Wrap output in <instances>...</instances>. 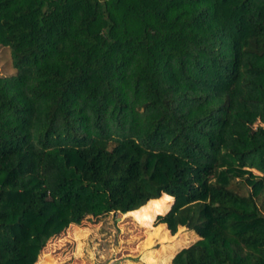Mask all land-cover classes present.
<instances>
[{
  "label": "trees",
  "instance_id": "16d2710c",
  "mask_svg": "<svg viewBox=\"0 0 264 264\" xmlns=\"http://www.w3.org/2000/svg\"><path fill=\"white\" fill-rule=\"evenodd\" d=\"M0 57V264L135 212L264 264V0H0Z\"/></svg>",
  "mask_w": 264,
  "mask_h": 264
},
{
  "label": "rangeland",
  "instance_id": "374dc122",
  "mask_svg": "<svg viewBox=\"0 0 264 264\" xmlns=\"http://www.w3.org/2000/svg\"><path fill=\"white\" fill-rule=\"evenodd\" d=\"M5 62L6 59L0 57L1 69ZM252 126L258 128L264 123L257 119ZM252 169L262 173L255 167ZM157 215L150 227L143 225L140 212L126 215L110 213L75 227L71 224L47 242L37 262L46 251L41 264H147L151 256L158 264H171L174 256L193 244L198 236L192 231L186 232L176 247L157 239L150 240V234L159 225L156 224ZM170 235L175 234L170 232Z\"/></svg>",
  "mask_w": 264,
  "mask_h": 264
}]
</instances>
